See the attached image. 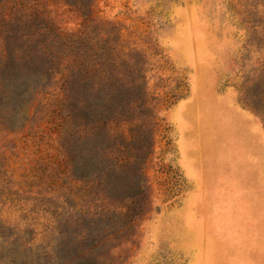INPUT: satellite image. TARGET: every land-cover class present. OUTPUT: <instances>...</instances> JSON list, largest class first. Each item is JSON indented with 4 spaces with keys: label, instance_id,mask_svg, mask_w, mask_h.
<instances>
[{
    "label": "rangeland",
    "instance_id": "1",
    "mask_svg": "<svg viewBox=\"0 0 264 264\" xmlns=\"http://www.w3.org/2000/svg\"><path fill=\"white\" fill-rule=\"evenodd\" d=\"M263 76L264 0H0V264H264Z\"/></svg>",
    "mask_w": 264,
    "mask_h": 264
},
{
    "label": "trees",
    "instance_id": "2",
    "mask_svg": "<svg viewBox=\"0 0 264 264\" xmlns=\"http://www.w3.org/2000/svg\"><path fill=\"white\" fill-rule=\"evenodd\" d=\"M91 60V59H90ZM102 70L100 66L94 65L90 66V78H94L95 83L92 81L90 84V90L94 89V92H97L98 98L95 97V103L90 105V108H93L98 106V108H104L105 102L107 100V96H99L100 90L95 87L99 84L103 83L104 86L109 84V78L105 75L101 78ZM96 88V89H95ZM94 99L92 95V100ZM246 100L248 101V106L253 109V111L259 116L262 121L264 122V76L261 80L259 89L256 90L252 95L246 96ZM95 110V109H94ZM104 123V122H103ZM106 123V122H105ZM105 125V124H104ZM105 127V126H104ZM103 127V128H104ZM101 130V129H100ZM100 130H96L95 128L90 129V143H93V146L90 144V155H93V153H96L98 156V162L99 164L103 166V169L106 174L113 176L117 170L122 168L125 164L129 163L131 160L129 158H123L122 156L119 157L113 154V151L116 150L120 145L129 144L128 142H131V139L129 136L125 135V133L116 134L115 136L112 135L110 129H104L103 133L100 132ZM118 135V136H117ZM108 143L107 146L104 149V144ZM92 157L90 158V168H92ZM97 170H99L98 167H96ZM94 170V169H93Z\"/></svg>",
    "mask_w": 264,
    "mask_h": 264
}]
</instances>
